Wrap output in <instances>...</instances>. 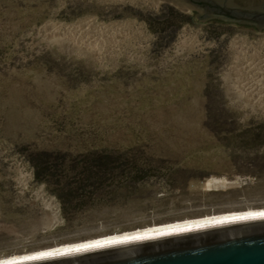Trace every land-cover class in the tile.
<instances>
[{
	"label": "rangeland",
	"instance_id": "rangeland-1",
	"mask_svg": "<svg viewBox=\"0 0 264 264\" xmlns=\"http://www.w3.org/2000/svg\"><path fill=\"white\" fill-rule=\"evenodd\" d=\"M89 18L112 30L65 27ZM254 49L166 0H0V257L264 207Z\"/></svg>",
	"mask_w": 264,
	"mask_h": 264
},
{
	"label": "water",
	"instance_id": "water-1",
	"mask_svg": "<svg viewBox=\"0 0 264 264\" xmlns=\"http://www.w3.org/2000/svg\"><path fill=\"white\" fill-rule=\"evenodd\" d=\"M199 20L264 30V0H167ZM20 264H264V217Z\"/></svg>",
	"mask_w": 264,
	"mask_h": 264
},
{
	"label": "bare ground",
	"instance_id": "bare-ground-1",
	"mask_svg": "<svg viewBox=\"0 0 264 264\" xmlns=\"http://www.w3.org/2000/svg\"><path fill=\"white\" fill-rule=\"evenodd\" d=\"M152 1L156 2V4H159L160 2L165 1V0H152ZM179 6L181 8H184L181 5H179ZM89 23L92 24V28H93V26H95L94 29L99 30V31H100V29L103 31L108 30L109 28L111 29V25H112V24H104L105 22L103 24H101V23L99 24V23L94 22L93 19L89 18V19H81V20L78 19V21L72 25H69L66 23L68 26L65 25V27H66L67 31L70 32V29L72 30L73 28H75L74 30H77L79 28L82 29L81 26L84 24L89 27V25H90ZM53 24H55V22H53ZM117 25H119V24H117ZM120 25H121V23H120ZM128 25H130V24H128ZM131 25H132V23H131ZM54 27H56V25ZM122 27H124V26H122ZM90 28H91V26H90ZM114 28H116V27H114ZM50 31H48V32H50ZM63 31H64V29H63ZM77 31H79V30H77ZM77 31L75 33H77ZM88 31H90V30H88ZM87 32H84L83 34H81L79 31V33H80V34L78 33L79 38L85 36L84 38L86 39L88 37V34H89V32L88 33ZM94 32H96V31H94ZM107 32H109V30ZM112 32H114V31H112ZM63 34H66V33H63ZM109 34L111 35V33H109ZM91 35H93V34H91ZM71 36L72 35H70V38H71ZM95 38L97 40V37H95ZM72 39H70L69 41H72ZM99 40H101V39H99ZM99 40H98V42H100ZM103 40H104V38H103ZM94 42H95V40H94ZM104 43H106V42H104ZM85 44H86V42H85ZM96 44H98V43H96ZM92 45H93V43H92ZM250 55L251 56L249 57L248 60H243V64L241 65L242 68L240 70L243 72L244 84H245L246 88L249 91L250 90L254 91V90H257V89H255L257 87L255 85V82H257L256 81L257 79L252 80L254 78L251 79L249 77L259 75L257 73L258 71L261 73L262 72L264 73V54H262L260 51H258L256 49H254V51L252 53H250ZM238 65H240V64H238ZM238 65H237V67H238ZM248 79H250V80H248ZM260 212H264V207H250V208L241 209V210H229V211L218 212V213H213V214H205V215L196 216V217L182 218V219L167 221V222H163V223L151 224V225L136 227V228L129 229V230H123V231H117V232L114 231L111 233H107V234H103V235H99V236H95V237H90V238H86V239H82V240L62 242L59 244H55V245H51V246H47V247H42L39 249L27 250V251H23V252H17V253L5 255V256L0 257V264H20V263H25V262H30V261L43 260V259H48V258H54V257H59V256H65V255L87 252V251H91L94 249L110 247V246L119 245L122 243L131 242V241L142 240V239H146V238H152V237H158V236H163V235H168V234H173V233H179V232H184V231H189V230H194V229L206 228V227H210V226H214V225L235 223V222H239V221H246V220H251V219L263 218L260 216H253L252 215V214L260 213ZM244 218H246V219H244Z\"/></svg>",
	"mask_w": 264,
	"mask_h": 264
},
{
	"label": "snow or ice",
	"instance_id": "snow-or-ice-1",
	"mask_svg": "<svg viewBox=\"0 0 264 264\" xmlns=\"http://www.w3.org/2000/svg\"><path fill=\"white\" fill-rule=\"evenodd\" d=\"M253 216H260V217H264V212H260V213H255V214H252ZM246 219V218H244Z\"/></svg>",
	"mask_w": 264,
	"mask_h": 264
},
{
	"label": "trees",
	"instance_id": "trees-1",
	"mask_svg": "<svg viewBox=\"0 0 264 264\" xmlns=\"http://www.w3.org/2000/svg\"><path fill=\"white\" fill-rule=\"evenodd\" d=\"M184 19L188 20V17H184Z\"/></svg>",
	"mask_w": 264,
	"mask_h": 264
}]
</instances>
